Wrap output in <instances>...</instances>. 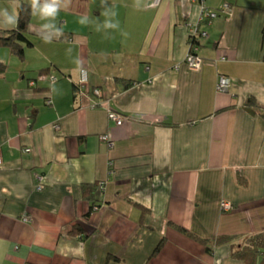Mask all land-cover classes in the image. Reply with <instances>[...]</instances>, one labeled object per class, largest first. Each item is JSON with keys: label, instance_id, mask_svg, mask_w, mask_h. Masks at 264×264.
<instances>
[{"label": "crops", "instance_id": "crops-1", "mask_svg": "<svg viewBox=\"0 0 264 264\" xmlns=\"http://www.w3.org/2000/svg\"><path fill=\"white\" fill-rule=\"evenodd\" d=\"M206 4L195 45L190 0H64L0 48V264H264V0Z\"/></svg>", "mask_w": 264, "mask_h": 264}, {"label": "built area", "instance_id": "built-area-1", "mask_svg": "<svg viewBox=\"0 0 264 264\" xmlns=\"http://www.w3.org/2000/svg\"><path fill=\"white\" fill-rule=\"evenodd\" d=\"M163 0H152V4L153 6H160V4L162 3ZM193 3H196L199 6L200 9V15H199V19L198 22L196 24L194 23H189L187 25L188 28V33H189V38L191 41V44L198 39L201 38H207L208 34L205 31H201L199 28V25L203 22H207V23H212V21H214L215 19H217L220 16L221 12H225L227 11L230 6L228 4H225L223 6V8L221 10H212L208 7V5L206 4L207 0H190ZM221 61H224L225 58H221ZM186 63L188 65V67L192 70H197L199 69L202 64H203V60L198 57L195 52H194V47L192 46L190 53L188 54V56L186 57ZM57 78L56 77H51V81L52 82H56ZM88 83V71L86 69H82L80 71V91L82 92L85 88V86ZM32 86H34V82L31 83ZM231 86V81L228 77L226 76H220L218 79V91L220 92H226L229 90ZM93 94L96 97H101L102 96V91L98 88L93 89ZM51 102L49 101L48 104H50ZM97 105H93L92 108H95ZM103 106V105H102ZM108 117L110 119L111 122L115 123L116 125L120 126L123 124L124 122V117L121 114H118L116 112L113 111H109L108 112ZM56 129H58V126H56ZM103 140H107V137H103ZM25 152H30V150H25ZM2 164V152L0 150V165ZM38 180V190H42L44 187V179L43 177L39 176L37 177ZM224 209H229V205L228 204H224L223 205ZM29 219L27 216H25L23 218L24 222H27Z\"/></svg>", "mask_w": 264, "mask_h": 264}, {"label": "trees", "instance_id": "trees-1", "mask_svg": "<svg viewBox=\"0 0 264 264\" xmlns=\"http://www.w3.org/2000/svg\"><path fill=\"white\" fill-rule=\"evenodd\" d=\"M19 22L18 27L10 31H0V48H8L12 53L23 56V45L27 44L28 46H32V43L28 40L27 32L28 27L31 22L32 14L31 8L28 4H21L18 8ZM197 40L193 42L195 45ZM0 67L4 69V65L0 63ZM46 71L42 72L41 75H44ZM35 85V83H34ZM80 91V86H74V92L77 93ZM257 107V103L254 99H249L247 104V109L253 111L254 108ZM84 193H87V189L83 187ZM178 230L184 234H188V232L182 228H178ZM72 234L81 235L82 229L80 227H74ZM203 244L208 245L206 241H201ZM164 245V241H162L159 246L156 248L154 254H158ZM208 252H211V249L207 247ZM254 253V252H253ZM256 254V253H255Z\"/></svg>", "mask_w": 264, "mask_h": 264}, {"label": "clouds", "instance_id": "clouds-1", "mask_svg": "<svg viewBox=\"0 0 264 264\" xmlns=\"http://www.w3.org/2000/svg\"><path fill=\"white\" fill-rule=\"evenodd\" d=\"M64 6V0H30L32 15H38L42 20H55L59 10ZM19 15L15 9L0 8V24L5 27H18ZM50 23H44L41 28H50ZM48 42V40H46Z\"/></svg>", "mask_w": 264, "mask_h": 264}, {"label": "rangeland", "instance_id": "rangeland-1", "mask_svg": "<svg viewBox=\"0 0 264 264\" xmlns=\"http://www.w3.org/2000/svg\"><path fill=\"white\" fill-rule=\"evenodd\" d=\"M17 63H18V62H17ZM11 66H12V65H11ZM32 82H34V83H35V81H31V82H30V85H31V83H32Z\"/></svg>", "mask_w": 264, "mask_h": 264}]
</instances>
